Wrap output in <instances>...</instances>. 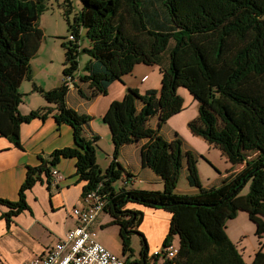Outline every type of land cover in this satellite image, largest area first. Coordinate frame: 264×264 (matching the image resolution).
<instances>
[{
    "label": "trees",
    "instance_id": "trees-1",
    "mask_svg": "<svg viewBox=\"0 0 264 264\" xmlns=\"http://www.w3.org/2000/svg\"><path fill=\"white\" fill-rule=\"evenodd\" d=\"M80 1L74 23L68 20L69 31L79 38L83 27L88 45L63 40V75L89 82L95 94H106L110 84L130 74L138 63H146L160 67L161 87L144 93L129 87L122 99L111 102L103 121L111 129L113 160L103 171L96 159L99 137L85 135L92 117L67 105L69 87L63 83L46 90L34 84L55 104L57 122L73 127L76 146L54 150L47 165L29 167L19 201L0 199V205L12 209L8 219L28 207L26 191L43 180V173L50 180L49 165H56L61 157H76L77 174L86 181L83 195L100 183L109 192L106 210L113 216L111 223L121 227L124 253L130 250L134 255L129 233L136 231L144 216L140 210L125 208L129 202L172 213L161 251L150 257L148 242L139 232L140 257H127L128 264H158L176 235L180 238L177 255L166 257L162 264H248L226 228L229 219L245 211L255 222L257 235L264 236V0H163L161 7L154 0L156 18L144 0ZM46 3L0 0V134L18 146L21 124L45 119L52 112L49 106L27 114L20 111V88L24 80H32L31 60L44 37L39 21ZM159 19L160 25L153 26V20ZM81 52L89 56L87 73L79 71ZM179 87L187 88L198 102V113L188 123L192 133L219 147L233 167L243 165L220 185L202 186L197 154L183 151L178 132L171 140L161 134L163 125L185 108ZM79 93L86 96L81 89ZM137 102L142 103L141 109ZM153 116L159 117L157 128L149 124ZM144 139L142 165L162 178L164 189L117 190L116 180L132 179L118 161L121 148ZM184 159L189 184L199 188L196 194L175 190ZM248 182V193L241 194ZM250 264H264V246Z\"/></svg>",
    "mask_w": 264,
    "mask_h": 264
},
{
    "label": "crops",
    "instance_id": "crops-1",
    "mask_svg": "<svg viewBox=\"0 0 264 264\" xmlns=\"http://www.w3.org/2000/svg\"><path fill=\"white\" fill-rule=\"evenodd\" d=\"M144 2L148 4L150 12L152 11L156 18V7L153 6L154 0H144ZM150 19L153 18L150 17ZM160 22V19L157 22L153 20V26L158 27ZM40 27L42 28V26ZM31 66L32 80H24L21 85V92L24 97L20 104V111L23 114H27L32 110L49 106L52 107V112L45 119L37 117L30 122L21 124L20 146L0 134V199L13 202H17L20 199V188L27 177L29 167H39L44 162L47 165L52 159L54 150L76 146L73 127L67 123L57 122L54 116L57 111L55 104L48 102L38 90L33 89L34 84L46 90L62 85L63 82L61 83V79L63 78V73L60 74V71L54 67L52 57L47 56L46 60H39V53H36L32 58ZM80 72L83 73L82 69ZM139 75L140 78L138 81L132 77H126L125 80L123 78L124 81H114L110 84L106 94L93 93L89 82L81 81L78 77L74 86L69 87L66 96L67 105L81 114H87L92 117V120L85 125V135L87 137L93 135L98 136V146L99 143H103V140L106 141L108 137L111 144L109 152H113L114 150V145L111 141V129L105 122L99 127L96 119H103V115L111 102L116 99H122L129 87L138 88L141 93H144L148 89L156 88L157 75L159 73L155 67L141 68L139 69ZM25 81L30 83H27L25 90H23ZM79 89L85 92L86 96L81 95ZM137 106L141 109L142 103L137 102ZM158 121L159 117L153 116L149 124L153 128H157ZM162 130L163 127L161 134ZM190 136L187 140L190 143L185 142V140L183 142V151L189 149L196 154L202 155L208 147H212V145L201 139V137H196L195 134H191ZM172 138L167 139L171 140ZM146 141L144 139L139 142L129 143L121 148L118 161L131 173L133 178L132 181L119 179L121 183L125 184L123 186L124 188H154V186H150L151 183H154L158 185L157 190H161L162 178L151 168L144 167L141 162L140 147ZM197 145L201 147L200 150L202 152H198L195 148ZM99 157L100 153L96 151L98 162H100ZM76 163V157H61L56 165L51 164L49 166L50 170L51 168L58 169L63 175L62 179L59 183L52 184L50 180L48 181V175L43 173V180L37 181L26 191L28 207L12 215L10 219H8L7 213L12 211L11 207L7 204L0 205V264H24L35 257L43 255L49 247L65 239L67 232L79 224L78 218L73 214V208H85L87 206L83 198V187L86 181L79 178ZM186 164V159H184L183 171L187 170ZM99 165L103 168L101 163ZM242 168L243 165L233 167L231 164L228 172L223 173L221 171L220 174L224 178L233 172L240 171ZM114 186L118 190L117 182L114 183ZM153 190H156V188ZM195 190L193 192L190 189L192 191L191 194L199 192V190ZM177 192L179 193L178 190ZM125 208L143 212V220L136 227L134 234H144L149 243L148 254L151 257L152 254L160 251L163 247V243L169 232L172 213L162 208L148 207L134 202H129ZM106 211H102L91 225L97 233L98 226L102 225V223L108 224L110 221V224H112V218L104 222H97L98 218ZM241 212L244 211H240L235 218H239ZM235 218L229 220H235ZM228 221L227 227H231L232 225ZM236 224V228L243 231L244 225L239 220ZM114 225L119 227L118 230L121 235L120 225L116 223ZM227 233L233 242L237 244L235 238L230 235L229 231ZM179 242V236L178 238L175 236L173 244L179 246ZM137 257H140V253L137 254Z\"/></svg>",
    "mask_w": 264,
    "mask_h": 264
},
{
    "label": "rangeland",
    "instance_id": "rangeland-1",
    "mask_svg": "<svg viewBox=\"0 0 264 264\" xmlns=\"http://www.w3.org/2000/svg\"><path fill=\"white\" fill-rule=\"evenodd\" d=\"M46 1H47L46 4L48 8L42 14L40 21H39L40 26H42L43 31H44V37L42 40V44L39 45V47L37 48V53H39V60H46L47 56L52 57V59L54 60V67H56L58 71H60V74H62L64 68L66 67L65 65L66 49L65 47L62 46V43H63V40L66 42L70 40V36L73 33L72 30L69 31L68 20L71 23H74V17L76 16V14H78V11L81 9L82 4L80 0H46ZM156 4L159 7H161L163 5V0H156ZM79 32H80L81 47L84 45L87 46L88 39L86 37V33L81 32V30ZM77 41L79 44L78 39ZM79 60H80V65H81L79 68V71L82 69L83 73H87L88 71L83 70V69L89 60L88 54H86L85 52H81ZM145 67L146 68L155 67L157 69V72L159 73V75H157L156 89H160L161 71L158 65L156 66L154 64L138 63L137 65H135L133 73L124 75L125 77L123 76L124 80L126 77H132L134 80L138 81L140 78L139 69L145 68ZM123 78L121 79V81H124ZM62 79H61V83L63 82ZM27 83H30V82L25 81L23 90H25ZM178 92L184 98L185 108L181 112L173 115V118H171L172 120L171 119L168 120L163 125L162 135L167 139V138L173 137L175 132H178L180 137L183 140H185V142H187V140L191 137L190 135L193 134L191 129L189 128L188 123L198 113V102L194 99L193 95L188 91L187 88L179 87ZM39 93H41L44 97V94L42 92H39ZM23 97L24 95L22 96V101H23ZM96 120H97L96 122L98 126L101 127L102 123H104L103 119L100 120L98 118ZM196 137L198 136L196 135ZM201 139L205 140L202 137ZM187 143H190V142L188 141ZM195 148L198 150V152H202L200 150L201 147L199 145H197V147ZM110 149H111V144H110L108 137L106 141L103 140V143L102 144L99 143V146H97V151H99L100 153V157H99L100 162L97 161V163L102 164L104 169L103 168L101 169L103 171H105L106 168L109 167L110 163L113 160V152H109ZM196 157L198 160L197 169H198L199 179L203 187H212V186L218 185V183L221 180H223V177L221 176L220 172L221 171H223V173L228 172V168L231 165L227 157L222 153V150L216 145L212 146L211 148L208 147L205 150V152L202 153V155L197 154ZM187 172L188 170H185L181 173L179 181L176 185V189H175L176 192L178 190L179 193H182V194H191L192 191L193 192L196 191L195 189L199 190L198 187L193 188V186L189 184L188 178H187ZM116 182H117L118 189H121L125 185L124 183H121L119 179L116 180L114 183ZM150 186H154V188L153 187L147 188V190H153L155 188L156 190L158 189L157 184L151 183ZM160 186H161L160 187L161 190H163L164 182H162ZM249 188H250V182H248L244 186V188L241 191V194L248 193ZM190 189L192 191H190ZM239 215H240L239 218H235V220L228 221V223H231L230 225L232 226L227 227L226 230L229 231L230 235L233 236V238H235L236 240L235 242H237L238 244V245L236 244L238 250L242 254L244 260L248 264H250L254 258L255 252L261 246H264V236L259 237L257 235L256 224L250 219L247 212L246 213L245 211L241 212V214ZM110 218H112L111 219L112 221L113 216L108 211H106L98 218L99 221L97 220V222H100V221L104 222L105 220H110ZM238 220L244 225L243 231H241V229L236 228V225H237L236 222ZM112 224H110V221H109L108 224L102 223V225L98 226L99 229H98V233L96 237L97 240H99L109 249L121 255L122 257H125V258L131 257V259L134 260L137 257V254L140 253V250H142L143 238L141 237V235L134 234L133 232L129 233L130 247L132 249V252H134V255H131L130 250L124 253L123 240L120 235V231L118 230L119 227L114 225V223ZM240 234H243V235L240 236ZM176 237L178 238V235H176ZM174 238H173V241H174ZM108 240H110V242H108ZM173 241L171 243H173ZM160 256L161 257L159 258L160 261L158 262V264H162L164 259L166 258L165 256H162V255Z\"/></svg>",
    "mask_w": 264,
    "mask_h": 264
},
{
    "label": "built area",
    "instance_id": "built-area-1",
    "mask_svg": "<svg viewBox=\"0 0 264 264\" xmlns=\"http://www.w3.org/2000/svg\"><path fill=\"white\" fill-rule=\"evenodd\" d=\"M70 38L74 39V36ZM75 80L72 75H63V82L68 87L74 86ZM49 177L52 184H57L63 175L58 169L51 168ZM121 178L130 179L127 176ZM108 194L103 183L87 192L83 196L87 206L73 208L79 224L67 232L65 239L49 247L43 255L24 264H128L125 257L97 240V231L91 227L97 216L105 210ZM166 252L168 258H173L177 255L178 247L170 244Z\"/></svg>",
    "mask_w": 264,
    "mask_h": 264
},
{
    "label": "clouds",
    "instance_id": "clouds-1",
    "mask_svg": "<svg viewBox=\"0 0 264 264\" xmlns=\"http://www.w3.org/2000/svg\"><path fill=\"white\" fill-rule=\"evenodd\" d=\"M81 30V32H84V28L83 27H81V28H79V31ZM71 36H73L72 34H71ZM70 36V37H71ZM70 39H72V38H70ZM79 40L80 41V37L78 38V36H76V37H74V40ZM75 79H77V77H75ZM76 81V80H75ZM64 83V82H63ZM75 84V83H74ZM50 166V165H49ZM132 178V177H131ZM49 179H50V177H49ZM122 179V178H121ZM133 179V178H132ZM132 179L130 180V181H132ZM122 180H124V179H122ZM129 183V182H128ZM84 196V195H83ZM105 210H106V208H105ZM171 244H173V243H171ZM177 247H179V246H177ZM162 249V248H161ZM161 251V250H160ZM159 252V251H158ZM167 257V256H166ZM126 261H127V259H126Z\"/></svg>",
    "mask_w": 264,
    "mask_h": 264
}]
</instances>
